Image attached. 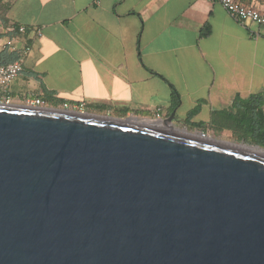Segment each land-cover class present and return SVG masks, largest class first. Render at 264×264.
<instances>
[{
    "label": "water",
    "instance_id": "water-1",
    "mask_svg": "<svg viewBox=\"0 0 264 264\" xmlns=\"http://www.w3.org/2000/svg\"><path fill=\"white\" fill-rule=\"evenodd\" d=\"M243 144L0 102V264H264V154Z\"/></svg>",
    "mask_w": 264,
    "mask_h": 264
},
{
    "label": "crops",
    "instance_id": "crops-1",
    "mask_svg": "<svg viewBox=\"0 0 264 264\" xmlns=\"http://www.w3.org/2000/svg\"><path fill=\"white\" fill-rule=\"evenodd\" d=\"M239 1L264 11V0ZM9 39L13 48H2ZM25 46L12 103L41 98L153 121L172 114L203 132L228 112L242 119L235 98L262 96L264 113V25L238 22L217 0H0V65Z\"/></svg>",
    "mask_w": 264,
    "mask_h": 264
},
{
    "label": "built area",
    "instance_id": "built-area-1",
    "mask_svg": "<svg viewBox=\"0 0 264 264\" xmlns=\"http://www.w3.org/2000/svg\"><path fill=\"white\" fill-rule=\"evenodd\" d=\"M227 13L240 23L252 22L258 25H264V11L258 10L257 8L248 6L239 0H217ZM19 31H23L24 27L19 26ZM40 34V32H38ZM13 41L11 39L1 44L4 49L13 48ZM31 48L25 46L22 49V54L19 55L15 60L6 64L0 65V102H10L9 100V88L13 82V79L23 71L24 56L28 55ZM25 105L30 106H47L41 98L26 99ZM82 104L80 105L81 109Z\"/></svg>",
    "mask_w": 264,
    "mask_h": 264
},
{
    "label": "trees",
    "instance_id": "trees-1",
    "mask_svg": "<svg viewBox=\"0 0 264 264\" xmlns=\"http://www.w3.org/2000/svg\"><path fill=\"white\" fill-rule=\"evenodd\" d=\"M1 19H3L1 17ZM176 94H173L175 97ZM263 98L262 96L256 94L250 96L247 100H240L238 98L234 99L232 106H241V109L245 115L241 120L233 116L228 112V117L219 123L220 125H230L243 127L245 134L251 138V143L264 147V113L262 111ZM198 108H194L188 114V117H191ZM195 127L203 128L204 125L201 123H196Z\"/></svg>",
    "mask_w": 264,
    "mask_h": 264
},
{
    "label": "rangeland",
    "instance_id": "rangeland-1",
    "mask_svg": "<svg viewBox=\"0 0 264 264\" xmlns=\"http://www.w3.org/2000/svg\"><path fill=\"white\" fill-rule=\"evenodd\" d=\"M174 126L185 129L190 132H198V129L186 128L183 125L174 124ZM204 133L214 139L221 141L233 142V143H245V145L246 144L255 145L251 143V138L245 134L243 127H238V126L231 127L230 125L215 124L213 126L207 127Z\"/></svg>",
    "mask_w": 264,
    "mask_h": 264
},
{
    "label": "bare ground",
    "instance_id": "bare-ground-1",
    "mask_svg": "<svg viewBox=\"0 0 264 264\" xmlns=\"http://www.w3.org/2000/svg\"><path fill=\"white\" fill-rule=\"evenodd\" d=\"M158 123H163V121H157ZM184 131V130H183ZM243 147L247 148V149H250L254 152H258L260 154H264V148H259V147H256V146H250V145H245L243 144Z\"/></svg>",
    "mask_w": 264,
    "mask_h": 264
}]
</instances>
